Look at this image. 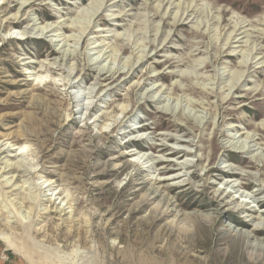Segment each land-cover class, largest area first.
Instances as JSON below:
<instances>
[{
  "label": "rangeland",
  "instance_id": "obj_1",
  "mask_svg": "<svg viewBox=\"0 0 264 264\" xmlns=\"http://www.w3.org/2000/svg\"><path fill=\"white\" fill-rule=\"evenodd\" d=\"M0 159V264H235L183 215L264 210V0H0Z\"/></svg>",
  "mask_w": 264,
  "mask_h": 264
},
{
  "label": "bare ground",
  "instance_id": "obj_2",
  "mask_svg": "<svg viewBox=\"0 0 264 264\" xmlns=\"http://www.w3.org/2000/svg\"><path fill=\"white\" fill-rule=\"evenodd\" d=\"M23 5H25V4L23 3ZM117 17H119V16H116V18ZM51 31H53V29L48 30L47 33L51 32ZM240 39L236 40V42L240 41ZM140 58H142V57H140ZM109 71H110V69H108L106 72H109ZM12 138L13 137L7 136L6 140H9ZM249 138H251L253 141H255V139L252 136ZM233 146H235L236 149H239L240 151H245L248 153H251L253 151V150H251L252 149L251 147H247L245 149V146H236V145H233ZM173 153L180 155V152H178V151H174ZM11 155H13V154H6L4 157L9 158V157H11ZM14 155L16 156V154H14ZM9 159L4 160V161H2V159H0V162L4 163V166L2 168L3 171L6 170V173L11 172V170H14V172H20L21 171V169H20L21 165L18 162L12 163L9 161ZM192 175H193V173H192ZM13 176H15V175L13 174L10 177L12 178ZM20 177H21V175H19V174L16 175V179H18ZM173 179H175V178H173ZM184 185H187V183ZM11 186H13V184ZM212 187L213 188L215 187L213 183H211L209 185L204 184L202 186L201 192L205 195V191L208 188H212ZM14 189H17V184L15 185ZM169 189L171 190L172 188H169ZM227 197H228V194H224L223 192L219 193V195L214 194V196L211 197L210 201H208L204 204L195 205V206L199 207L200 209H204L205 212H192L190 214L183 215V216H184V219H186L188 223H195L197 225L196 227L198 229L201 226L200 221L207 222V224L210 226L215 225L216 222H218L217 224H223L222 221H220V219L222 218L223 215H228V216H226V219L230 223H232L233 225L231 224V226L228 225V226L224 227L223 228L224 230L222 232V235H220V238H222V241L225 240L227 242V253L228 254L237 253L239 260H236L235 264H248L247 262L242 260V258L245 256L247 250L252 249L255 251H259V252H264V210H262L260 212V214H258V215L254 214L253 212L248 211L250 213V216H251L250 221L254 220V222H255L254 225L251 226V224H250L251 227H249V223L245 222V220L243 221V220H240L236 217H233V214L231 213L232 210L230 209V204L234 203L235 199L231 198V200H225V198H227ZM229 201H231V202H229ZM23 202L24 203L29 202V199L25 197V198H23L22 203ZM15 204L17 205L19 203L15 202ZM240 208L242 209L243 206H240ZM227 210L228 211L230 210V212H227ZM167 211H169V210H167ZM57 212L58 213H60V212L66 213L65 208L57 210ZM7 226H9V224H7ZM238 226L243 227V228H248V230H243L241 228H238ZM194 230L195 229H190V230L188 229L186 232L185 231L184 232L188 233V232H192ZM30 231H29V233H30ZM33 232L41 233L40 231H36V230H32V233ZM65 236L69 237L70 233H66ZM23 240L24 241L26 240L25 236H23ZM31 254L34 255L35 252L33 251ZM252 264H264V262L260 263L259 261H256Z\"/></svg>",
  "mask_w": 264,
  "mask_h": 264
}]
</instances>
